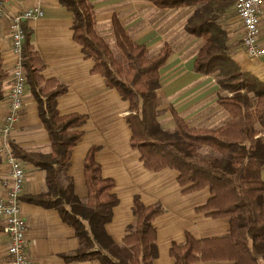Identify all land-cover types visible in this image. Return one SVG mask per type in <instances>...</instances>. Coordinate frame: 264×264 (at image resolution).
Returning <instances> with one entry per match:
<instances>
[{"label": "trees", "instance_id": "1", "mask_svg": "<svg viewBox=\"0 0 264 264\" xmlns=\"http://www.w3.org/2000/svg\"><path fill=\"white\" fill-rule=\"evenodd\" d=\"M156 8H192L184 30L202 40L193 70L211 75L218 85L217 104L228 113L227 123L217 129L189 127L172 109V130L158 120L160 111L156 90L159 70L170 56L164 46L150 56L144 45L131 40L117 17L111 21L112 34L120 56L94 31L90 0H59L72 13L73 40L85 58L92 60V72L100 75L106 87L128 101L125 117L131 131L130 145L140 154L146 169L170 168L178 173L177 182L184 192L208 188L211 197L199 208L210 216L226 218L228 233L221 237L194 239L186 234L182 244H173L169 255L174 264L209 262L212 264H264V182L260 171L264 163V83L243 72L234 62L227 46V35L220 24L236 0H148ZM21 65L26 85L37 104L38 117L50 142L49 153L27 152L8 143L10 154L20 162L45 172L46 191L26 198L44 208H54L74 229L79 248L64 259L99 264H152L157 256L153 220L164 209L143 205L133 198L134 225L120 244L105 231L117 197L114 183L101 177L100 166L90 148L83 161L86 201L73 193L72 185L63 187L60 176L69 164L72 148L79 142L85 116H60L56 98L65 87L44 80L43 63L30 43L31 31L22 25ZM6 73L0 59V99ZM205 148L213 152L203 156ZM1 161V156H0Z\"/></svg>", "mask_w": 264, "mask_h": 264}, {"label": "crops", "instance_id": "2", "mask_svg": "<svg viewBox=\"0 0 264 264\" xmlns=\"http://www.w3.org/2000/svg\"><path fill=\"white\" fill-rule=\"evenodd\" d=\"M90 3L94 31L110 48L111 44L115 45L111 27L113 16L118 18L133 42L146 47L150 56L156 55L164 46L170 48V56L159 70L160 87L156 90L158 120L163 129L174 128L171 109L195 129L214 130L228 122V113L217 104L215 78L193 70L202 40L184 30L192 8L160 9L148 0H90ZM0 6L4 12L0 17V59L6 73L0 99V125L9 115L7 93L17 60L11 49L10 17L25 9L39 7L43 16L24 20L22 25L31 31V46L43 63L40 75L46 81L54 80L65 87L64 93L56 98L60 116L77 114L86 118L80 127L82 136L71 150L68 168L61 174L60 183L63 187L70 183L75 196L85 202L83 161L88 150L95 148L94 158L100 166L101 177L113 181L112 193L118 200L112 208L111 220L105 225L111 240L120 244L128 227L134 225L135 196L145 206L158 204L164 209L152 222L157 249L152 264H174L169 249L173 244H182L186 234L196 240L226 235L229 230L226 218L213 217L199 210L211 197L208 188L184 192V187L177 182L175 170L165 168L154 172L144 167L139 152L130 145L131 131L125 119L129 114L128 101L116 90L106 87L103 78L92 72V60L84 57L80 45L73 40L72 13L59 0H0ZM220 24L227 35L230 56L239 69L264 83V56L251 59L245 54L241 45L242 26L233 6ZM258 29L259 39L264 43V14L259 18ZM9 142L27 152L49 153L51 150L48 135L38 117L36 101L27 85L22 108L11 129L0 135V197L4 196L2 181L9 171L6 162ZM20 163L25 172L20 214L26 223V257L34 264H99L64 259L79 248L74 229L62 220L56 209L26 200L46 191L45 172L32 164ZM260 178L264 182V163ZM7 246L8 237L0 225V264L8 262Z\"/></svg>", "mask_w": 264, "mask_h": 264}, {"label": "built area", "instance_id": "3", "mask_svg": "<svg viewBox=\"0 0 264 264\" xmlns=\"http://www.w3.org/2000/svg\"><path fill=\"white\" fill-rule=\"evenodd\" d=\"M233 9L242 26L241 45L245 54L251 59L264 56V43L259 39L258 29L259 18L264 14V0H236ZM3 14L0 6V17ZM41 16L43 11L39 7H32L10 17L11 49L17 60L11 72L12 84L7 93L9 115L5 123L0 125V135L9 132L23 104L26 77L21 65V45L24 40L22 22ZM6 162L9 171L2 181L5 193L0 197V225L2 232L8 237L7 264H34L25 255L26 223L20 214L25 172L20 161L9 151Z\"/></svg>", "mask_w": 264, "mask_h": 264}, {"label": "rangeland", "instance_id": "4", "mask_svg": "<svg viewBox=\"0 0 264 264\" xmlns=\"http://www.w3.org/2000/svg\"><path fill=\"white\" fill-rule=\"evenodd\" d=\"M111 50H112V52H113L115 57H119L120 56L119 50L116 48V46L114 44H111ZM200 154L203 155V156H210V155L213 154V152L210 151V150H206V149L204 150L203 149V150L200 151Z\"/></svg>", "mask_w": 264, "mask_h": 264}]
</instances>
